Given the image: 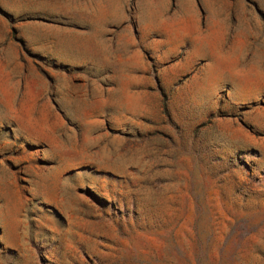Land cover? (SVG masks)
I'll list each match as a JSON object with an SVG mask.
<instances>
[{
  "label": "rangeland",
  "instance_id": "1",
  "mask_svg": "<svg viewBox=\"0 0 264 264\" xmlns=\"http://www.w3.org/2000/svg\"><path fill=\"white\" fill-rule=\"evenodd\" d=\"M0 264H264V0H0Z\"/></svg>",
  "mask_w": 264,
  "mask_h": 264
}]
</instances>
